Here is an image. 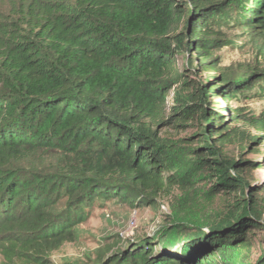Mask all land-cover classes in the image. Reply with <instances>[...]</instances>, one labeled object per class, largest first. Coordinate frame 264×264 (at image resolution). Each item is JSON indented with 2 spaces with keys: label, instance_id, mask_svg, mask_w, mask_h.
Listing matches in <instances>:
<instances>
[{
  "label": "trees",
  "instance_id": "16d2710c",
  "mask_svg": "<svg viewBox=\"0 0 264 264\" xmlns=\"http://www.w3.org/2000/svg\"><path fill=\"white\" fill-rule=\"evenodd\" d=\"M0 2L7 6L0 11L5 264L30 256L46 262L76 240L85 209L97 201L154 206L174 188L189 192L203 183L215 196L232 197L214 222L189 227L194 218L180 208L185 216L156 238L130 239L100 264H224L235 249L254 245L255 231L264 229V187L249 177L262 164L230 157L226 145L261 141L264 120L253 122L261 135L247 137L228 122L240 110L231 118L218 113L210 96L232 97L262 73L219 71L214 50L227 40L212 25L228 8L264 35V0ZM186 54L214 74L187 80L178 67ZM44 153H54L55 163L32 164ZM253 264H264V253Z\"/></svg>",
  "mask_w": 264,
  "mask_h": 264
},
{
  "label": "rangeland",
  "instance_id": "374dc122",
  "mask_svg": "<svg viewBox=\"0 0 264 264\" xmlns=\"http://www.w3.org/2000/svg\"><path fill=\"white\" fill-rule=\"evenodd\" d=\"M7 9L0 2V11ZM227 13L220 15L214 22L213 29L221 32V36L227 40L226 45L217 47L214 52L219 60V71L223 69L235 75H242L252 67H257L262 77L246 84L235 91L232 97H222L211 94L210 104L218 113L231 118L233 111L240 110V119L236 122L228 120L230 126L236 125L242 129L247 137L256 138L261 135L254 121L264 120V35H258L244 24L240 16L227 8ZM186 56L178 58L179 69L187 75V80L192 82L207 80L209 71H204L195 58L192 65ZM196 56V54H195ZM216 71L215 74H218ZM179 88V86H176ZM173 92L170 94L172 101ZM224 94V93H223ZM249 120L251 123H249ZM235 139L227 143L226 152L230 157H244L247 160L259 161L261 168L254 171L249 181L252 185L256 182L264 187V139L252 144L247 141ZM60 156V155H59ZM61 157V156H60ZM63 157V156H62ZM57 156L54 153H44L36 157L32 164L36 167H48L55 163ZM42 165V166H41ZM186 197L183 205L181 198ZM264 204V191L259 195ZM232 199L230 196L214 195L208 191L206 184H199L189 192L174 188L171 193L163 194L154 206L133 208L121 199L97 201L90 208L85 209L86 219L76 226L77 238L75 241L64 243L58 250L47 254V261L43 264H100L103 254H111L118 246L125 245L128 240H134L143 236L155 237L160 227L185 216L187 211L194 218L189 227L204 226L214 222L220 214L233 202L224 200ZM186 207L187 211H179ZM62 210L61 207H59ZM254 245L250 248H237L235 258L226 260L224 264H253L264 253V229H257L254 235ZM160 245L157 244V249ZM31 257V256H30ZM17 258L12 264H37L30 260ZM0 264H5V257L0 251Z\"/></svg>",
  "mask_w": 264,
  "mask_h": 264
}]
</instances>
